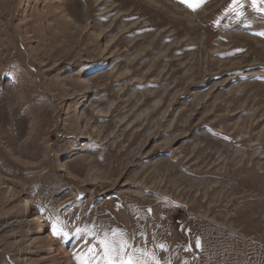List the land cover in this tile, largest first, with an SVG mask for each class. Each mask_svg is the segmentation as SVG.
Masks as SVG:
<instances>
[{
    "label": "rangeland",
    "instance_id": "rangeland-1",
    "mask_svg": "<svg viewBox=\"0 0 264 264\" xmlns=\"http://www.w3.org/2000/svg\"><path fill=\"white\" fill-rule=\"evenodd\" d=\"M230 3L0 0V264H264V13Z\"/></svg>",
    "mask_w": 264,
    "mask_h": 264
},
{
    "label": "snow or ice",
    "instance_id": "snow-or-ice-1",
    "mask_svg": "<svg viewBox=\"0 0 264 264\" xmlns=\"http://www.w3.org/2000/svg\"><path fill=\"white\" fill-rule=\"evenodd\" d=\"M183 3H186L193 11L196 10L201 4L204 3V0H182ZM252 6L258 11L264 13V0H251ZM240 4V0H231V3L227 6L225 11H236V6ZM79 231V229L77 230ZM53 233L55 235H64L67 236L68 233L63 232L61 228L57 227L56 224H53ZM100 244L103 246L104 259L106 264H148V260L140 261L138 260L135 252H132L128 249V246L124 243L117 244L115 242H110L107 240H101ZM197 247H199V241H196ZM160 247H163L162 245ZM141 251L145 257H149V253L146 249L138 250ZM152 259V264H160L159 260L154 258V254L149 257Z\"/></svg>",
    "mask_w": 264,
    "mask_h": 264
}]
</instances>
